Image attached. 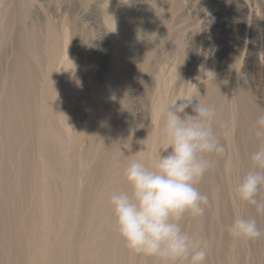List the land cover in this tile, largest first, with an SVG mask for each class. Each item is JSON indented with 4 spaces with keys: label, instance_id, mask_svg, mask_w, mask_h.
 Returning a JSON list of instances; mask_svg holds the SVG:
<instances>
[{
    "label": "bare ground",
    "instance_id": "1",
    "mask_svg": "<svg viewBox=\"0 0 264 264\" xmlns=\"http://www.w3.org/2000/svg\"><path fill=\"white\" fill-rule=\"evenodd\" d=\"M219 1L209 7L207 36L238 26L232 19L218 21L230 0ZM235 3L236 10L245 5L243 0ZM84 12L82 17L87 16ZM222 15L230 17V10ZM32 16L28 0H0V264H159L128 248L117 230L110 198L128 190L124 170L132 161L152 166L160 149L169 147L161 109L165 102L183 97L181 85L157 74L151 101L153 119H160V126L128 132L125 92L148 71L152 78L156 75L153 52L143 50L138 29L123 34L117 45L113 87L93 90L84 72L71 68L72 52L81 41L76 19L64 36L60 26L39 29ZM250 46L253 52L259 48L252 42ZM259 82L264 84V78ZM70 83L91 95L86 104L89 118L81 127L74 126L73 119L85 105L78 107ZM190 96L214 105L216 121L227 127L213 122L225 152L206 156L213 167L196 185L209 198L205 214L185 215L182 228L194 241L207 242L206 264H239L244 247L229 234L231 223L237 217L255 218L264 232V214L237 194L252 167V153L264 146V136L256 135L264 94L256 102L245 82L236 78L197 84ZM248 243L261 261L257 264H264V237Z\"/></svg>",
    "mask_w": 264,
    "mask_h": 264
},
{
    "label": "rangeland",
    "instance_id": "2",
    "mask_svg": "<svg viewBox=\"0 0 264 264\" xmlns=\"http://www.w3.org/2000/svg\"><path fill=\"white\" fill-rule=\"evenodd\" d=\"M28 1L32 6L33 23L39 29L47 30L48 25L52 24L57 28L60 26L64 36H69L70 22L76 19L81 41L72 52L71 68L82 70L93 90L113 87L111 72L117 45L121 42L123 34L133 28L138 29L143 36V50L153 52L156 75L152 78L148 71L149 75H143L137 80L138 88L132 86L125 92L124 109L131 126L128 132L139 129V126L142 130H154L160 126V119L156 118L158 122L153 119L155 110L151 101L152 92L156 91L154 82L157 74L160 77L165 75L173 85H181L178 87L183 97L190 96L197 84L236 78L245 82L256 102L264 94V84L259 82V78H264V0H243L245 5H241L239 10L235 9L236 0H230L229 5L218 15V21L229 22L232 19L238 26L230 24V28L227 27L225 32L213 31L209 36L205 30L209 11L212 5L220 4L219 0ZM227 9L230 10V17L222 15ZM234 9L236 15H233ZM82 12L87 16L82 17ZM27 24L30 25V22ZM254 31L257 36L252 38ZM251 42L259 47L257 51L251 50ZM70 84L78 107L85 105L81 111H75L73 119L74 126L81 127L89 118V108H86V104L88 105L91 95L84 89H77ZM133 88L137 89L138 93H134ZM150 126L153 129L149 128ZM167 147L164 145L160 149L162 155H167ZM84 183L83 181L81 185ZM209 218L210 212L207 213V219ZM187 225H190V220ZM236 240L244 247L242 257L237 260L239 264L261 262L253 257L252 246L250 247L247 239Z\"/></svg>",
    "mask_w": 264,
    "mask_h": 264
},
{
    "label": "clouds",
    "instance_id": "3",
    "mask_svg": "<svg viewBox=\"0 0 264 264\" xmlns=\"http://www.w3.org/2000/svg\"><path fill=\"white\" fill-rule=\"evenodd\" d=\"M216 111L214 105L194 96L165 102L161 112L162 131L170 140L167 155L160 153L152 166L134 160L124 170L128 190L112 194L110 205L119 235L135 253L155 258L159 264H206L207 242L194 241L181 222L185 215L203 216L209 204L208 196L196 185L213 167L206 156L225 152L212 127ZM257 125L256 135L264 136V115ZM251 161L237 194L242 202L264 214V146L252 153ZM228 231L234 239L264 237L251 217H237Z\"/></svg>",
    "mask_w": 264,
    "mask_h": 264
}]
</instances>
